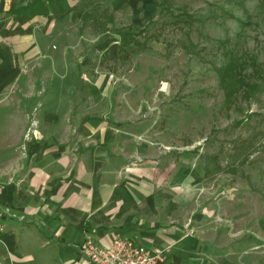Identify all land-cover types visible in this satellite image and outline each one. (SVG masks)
<instances>
[{"label":"rangeland","instance_id":"1","mask_svg":"<svg viewBox=\"0 0 264 264\" xmlns=\"http://www.w3.org/2000/svg\"><path fill=\"white\" fill-rule=\"evenodd\" d=\"M66 7L67 21L40 17L49 25L39 37L59 72L42 84L71 87L78 105L91 95L94 113L95 100L117 99L122 118L143 124L139 138L156 139L166 162L177 165L185 179L180 208L205 204L223 248L264 263V0H76ZM84 11L96 13L95 25ZM140 28L160 38L118 46L126 30ZM90 80L110 86L85 92ZM19 134L0 126V160L19 151Z\"/></svg>","mask_w":264,"mask_h":264},{"label":"crops","instance_id":"2","mask_svg":"<svg viewBox=\"0 0 264 264\" xmlns=\"http://www.w3.org/2000/svg\"><path fill=\"white\" fill-rule=\"evenodd\" d=\"M34 1L0 0V126L20 131L19 151L0 160L9 161L0 163V212L14 213L0 231V264H94L80 253L87 235L102 245L121 235L161 248L158 264H264L223 248L205 204L180 208L177 165L156 139L139 138L143 124L122 118L117 99L95 100L94 113L91 95L78 105L71 87L42 84L59 72L39 37L49 25L40 17L67 21L76 0H61L62 14L16 12ZM82 14L96 24L94 11ZM99 81L83 90L110 86ZM17 118L22 124H12ZM24 127L32 129L25 136Z\"/></svg>","mask_w":264,"mask_h":264},{"label":"built area","instance_id":"3","mask_svg":"<svg viewBox=\"0 0 264 264\" xmlns=\"http://www.w3.org/2000/svg\"><path fill=\"white\" fill-rule=\"evenodd\" d=\"M14 215L11 208L0 212V231L5 229L6 217ZM80 253L94 264H158L164 250L152 247L138 239L115 235L109 245L97 243L87 235Z\"/></svg>","mask_w":264,"mask_h":264},{"label":"trees","instance_id":"4","mask_svg":"<svg viewBox=\"0 0 264 264\" xmlns=\"http://www.w3.org/2000/svg\"><path fill=\"white\" fill-rule=\"evenodd\" d=\"M60 1L61 0H35L34 2H32V4H20L16 9V12H21L24 15V17H29V18L33 17V15L35 14H41L45 16L50 15L51 13L62 14L63 8H61ZM91 15L93 14H89V16ZM184 15L187 17L190 16L187 11L183 12V17ZM181 19L187 21L189 18L184 17ZM142 36L144 37L142 38ZM159 38H160V34H158L157 31L149 32L145 28H140L137 31L126 30L123 36L121 37L118 46L121 48L124 45L134 43L142 47H146L148 46L150 40L159 39Z\"/></svg>","mask_w":264,"mask_h":264}]
</instances>
